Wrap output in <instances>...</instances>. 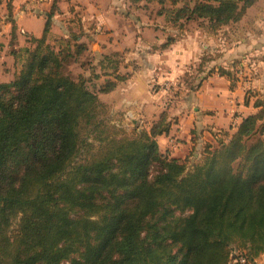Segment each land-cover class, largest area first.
<instances>
[{
	"label": "trees",
	"instance_id": "1",
	"mask_svg": "<svg viewBox=\"0 0 264 264\" xmlns=\"http://www.w3.org/2000/svg\"><path fill=\"white\" fill-rule=\"evenodd\" d=\"M258 1L197 0L175 18L218 31ZM51 18L14 81L0 83V264H252L263 255L264 102L190 169L159 148L165 117L136 137L105 124L99 96L118 84L96 92L66 75L86 48L71 54L67 41L56 52Z\"/></svg>",
	"mask_w": 264,
	"mask_h": 264
},
{
	"label": "rangeland",
	"instance_id": "2",
	"mask_svg": "<svg viewBox=\"0 0 264 264\" xmlns=\"http://www.w3.org/2000/svg\"><path fill=\"white\" fill-rule=\"evenodd\" d=\"M196 1L178 0L174 4V0H140L137 2L134 0H115V3H117L116 15L118 18L116 21L118 24H116L115 19L112 21L115 24L116 30H119L117 26H119V20L121 19L125 22L128 21L127 23H131L130 21L136 22L135 24L131 23V25L137 31L144 29L143 27H139L144 22L152 25L153 28L156 27V30H160L167 37L165 43L168 44L167 42H171L170 45L175 43L172 40L177 41L188 35L195 37L198 35L200 39H205L200 48L194 47V52L199 50L201 52L199 58L197 60H191L187 65L183 66L182 64L184 69L181 75L173 80L168 79L162 86L157 80H153V82L149 80L148 85H145L146 83L144 84L145 95L141 92H132L129 98L126 99V91L117 93L119 87L123 89V85L128 88L130 86L128 82L131 78L133 79L137 73L139 74L141 72L142 68L147 66L150 57L149 55L148 57L144 56L142 52L138 56L137 44L135 46L132 43L129 44L130 50L126 49L123 53L108 54L109 51L116 52L117 50L104 49L101 46L103 42H100V45L96 47L91 43L92 34H95L96 28H89V34H87L85 29L78 28L77 26L73 28L74 30H71L68 36L69 38L67 39L59 36L60 33L57 30H54V33L53 28H51L52 33H49L47 42L59 53L60 49L66 50L68 48L67 41H70L69 50L74 55L77 54V46H85V51L80 55H75L74 58L66 63L65 74L72 79L85 80L88 88L96 92L100 91L106 81L111 80L118 84L115 89L116 93L100 94L99 97L105 106L103 115L105 124L117 129L116 131H118L119 136L136 137V134L149 132L156 123L162 121V117H165L164 125L170 124L171 127L175 124L179 125L181 117L186 112L191 114L195 113V107H198L199 111L204 110L203 112H206V114L216 109L219 112V116L224 120L225 124L223 125L229 131L212 132L208 130L206 135L210 137L209 140L212 143H209L210 141L205 142L200 149V155L197 158L188 160L190 169L195 164L202 163L204 159L203 154L208 146L217 148L220 141L228 140V137L232 136L236 132L239 124L242 123L240 120L248 116L244 112V117L233 122V119L229 115H226V110L231 109V100L234 99L237 102V100L243 101L245 99V103L249 101L248 106L251 105L253 108L257 102H264V43L262 42L264 35L262 34L261 26L256 27L254 23L251 24L249 22V19L245 21L244 18L238 23H232L218 31H213L206 21L177 20L175 18L177 11L184 8L186 3L191 2V7H193ZM4 3H6L5 8H7L9 1L5 0ZM108 21H110L109 18ZM21 27L28 33V35L18 33L19 40L25 43L23 45L24 48L21 49L22 51L19 50L18 60L16 57L10 56L7 50L1 53L0 83H10L19 74L27 57L24 50L34 48L35 46V44L30 42L28 36L33 32L34 36L40 37L44 29V20L37 19L34 25L28 23L20 24ZM8 30L4 26H0V32ZM5 35L4 37H0V52L8 41ZM106 35L108 34L103 30V36L105 37ZM143 35H146L144 40L148 39L149 32L143 30L140 37H143ZM9 36L11 38L12 35L9 34ZM229 40H233L234 42L235 40L236 42L245 40L246 43H241V45L235 44L237 45L235 52L234 46L229 43ZM106 42L108 43V41L104 43ZM166 44L163 46L157 44L152 45L147 42V44L140 46L145 48L147 54H154L164 50ZM109 46H112L111 49L121 47V45H114L111 42ZM74 61L76 62L74 63ZM180 63H175L174 67L177 68ZM116 69H118L119 75H129L128 80L124 82L118 81L115 74ZM220 71H224L228 75L221 76ZM198 94H205L204 97L212 94L214 99H199L197 104L193 96H196L197 99ZM148 97L149 99L153 97L157 102L154 105V107H157L154 110V118L156 119L153 120L152 118L150 123L134 117V115L141 114L145 110L142 107L139 108V104L136 103L138 100L135 99H143L144 101ZM164 103L165 105H163ZM257 111L254 108V112L251 115L256 114ZM235 115H238V112H235ZM231 125L234 126L232 129ZM226 133H229V136ZM160 141L161 145L164 146V138ZM16 227V224H14L13 231Z\"/></svg>",
	"mask_w": 264,
	"mask_h": 264
},
{
	"label": "crops",
	"instance_id": "3",
	"mask_svg": "<svg viewBox=\"0 0 264 264\" xmlns=\"http://www.w3.org/2000/svg\"><path fill=\"white\" fill-rule=\"evenodd\" d=\"M8 1L9 3L7 5V8H5V0H0V26H4L6 30H10L0 32V37H4V35L6 34V39H8L6 46L1 49L0 56L1 53L5 50H7V53L10 56H14L15 52H19V50L24 48L23 45L25 43H22V41L19 40L18 33L22 35H28V33L23 27L20 28V24L28 23L34 25L37 19H43L44 29L41 36L36 37L34 36L33 32L28 36V39L30 40H38L43 37L45 26L47 24L48 17L50 16H52L51 28H53V32L55 33L54 30L59 31V36L66 39L69 38L68 36L71 30H74L73 28L75 26L85 29L87 34H89V28H96L97 30L95 34H92L91 43H93V45L96 47L100 45V42H103L101 43V46L104 49L107 48L113 51L117 50L116 52L109 51L108 54L123 53L124 51H126V49L130 50L129 44L132 43L134 44V46L137 44V55L139 56L140 52H142L144 56L148 57L149 55L150 58L148 59L149 61L147 63V66H145V68H142L141 72H139V74L137 73L136 76H134L133 79L131 78V80L128 82L130 83V86H128V88H126L125 85H123V89H121L120 87L118 88L117 93L120 91H126V99L129 98V95L132 92H141L145 95V85H148L149 80H152V82L153 80H157V82H159V84H161L162 86V84H164V82L166 83L168 79L173 80L177 76L181 75L182 70L184 69L182 67V64L184 66L187 65V63L189 64L191 60H197L201 52L200 50L194 52V47L200 48L201 44H203L205 41V39H200L198 35L196 37L193 35H188L182 37V39H179L177 41L172 40L175 43L171 44L167 48L164 47L165 49L160 52L158 51L154 54H147L145 48L141 47L140 45L147 44L148 42L152 45L157 44L163 46L164 44H166L165 40L167 39V37L163 35L160 30H156V27L153 28L152 25H148V23L146 22L142 23L139 26L144 28L142 29V31L144 30L145 32H149V37L145 40L144 38H146V35L140 37L142 31L133 29L131 23L135 24L136 22L130 21L131 23H127L128 21L125 22L120 19L119 26H117L119 30H116L115 24L112 21L113 19H115L116 24H118V22L116 21L118 16L116 15L117 3H115V0ZM108 18L110 19V21H108ZM244 18L243 19L245 21L249 19V22H251V24L254 23L256 27L260 25L262 34L264 35V0H259L256 4L250 7L247 10ZM103 30H105L108 34L106 35L107 37L103 36ZM50 33H52V29ZM9 34L12 35L11 38ZM105 41H108V43H104ZM110 42L114 43V45H121V47L118 49H111L112 46H109ZM262 42L264 43V40ZM229 43L234 46L233 48L236 52V46L241 45V43H246V41L242 40L241 42H236L235 40L234 42L233 40H229ZM175 63H180L177 68L174 67ZM113 93H116V91ZM204 96L205 94H198L197 99L196 96H193V99H195V102L197 101V104L199 99H214L212 94L208 95V97ZM135 100H138L136 103L139 104V108L142 107L145 109L141 114L134 115L136 119L144 120L148 123H150L152 118L153 120L156 119L154 118V110L157 107H154V105L157 104V102L153 97H151L150 99L148 97L144 99V101L143 99ZM163 105H165V103ZM230 105L231 109L226 110V115H229L230 118L233 119V122L234 120H240L241 117H244V112L247 113L248 116H250L254 112V108L251 105H246L245 99L243 101L237 100V102H235L233 99L230 101ZM203 111L204 110L199 111L198 107H195V113L191 114L186 112L181 117L179 125H172L171 130L168 134L158 137L156 140L160 150L162 152H168L174 158L188 161L191 160V158H197L201 153L200 149L202 145L205 144V142L210 141V137L206 135L208 130L212 132H220L222 130L229 131L223 125L225 124L224 120L219 116V112L216 109L212 110L208 114ZM235 112H238V115H235ZM245 118H242V120ZM242 120H240V122H242ZM232 127L234 126L231 125V129ZM162 138H164V146L161 145L160 140ZM209 143H212V141H210ZM252 264H264V254L256 258Z\"/></svg>",
	"mask_w": 264,
	"mask_h": 264
},
{
	"label": "built area",
	"instance_id": "4",
	"mask_svg": "<svg viewBox=\"0 0 264 264\" xmlns=\"http://www.w3.org/2000/svg\"><path fill=\"white\" fill-rule=\"evenodd\" d=\"M233 264H249L247 259L243 256V257H236L234 260H233Z\"/></svg>",
	"mask_w": 264,
	"mask_h": 264
}]
</instances>
